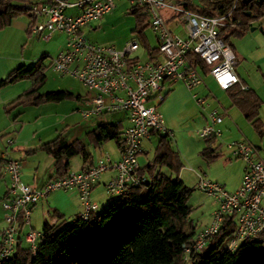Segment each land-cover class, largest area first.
Wrapping results in <instances>:
<instances>
[{"label": "built area", "instance_id": "2783aa9c", "mask_svg": "<svg viewBox=\"0 0 264 264\" xmlns=\"http://www.w3.org/2000/svg\"><path fill=\"white\" fill-rule=\"evenodd\" d=\"M117 1L30 0L35 19L31 33L45 38L54 32H62L66 36L65 47L52 58L51 68L61 75L78 79L86 88V94L75 111L83 119L121 112L126 116L128 126L123 132L124 145L118 158L102 154L90 168L72 171L65 177L54 176L41 188L23 182L20 162L2 153L1 157L6 159L3 174L9 177V182L8 196L2 200L7 214L6 226L0 232V258L9 257L19 239L32 250L36 249L41 233L30 228L23 234V229L19 228V217L24 227L29 226L33 205L51 192L75 189L83 207L81 217L87 218L90 211L98 209L97 203L90 200V193L103 173H113L106 185L110 195H120L126 186L139 185L143 181L137 173L143 139L155 132L172 135V131L164 127L157 109L164 99L161 92L165 83L169 81L170 85L182 80L189 90L203 83L199 71L188 60V54L196 55L209 67V75L221 90L233 85L248 89L236 73L233 50L220 36L221 28L231 25L227 14L202 16L171 0H126L130 6L142 8L159 40L158 58L134 60L136 55L133 53L139 48L137 39L119 50L96 45L82 34L83 27L99 22L115 8ZM71 8L75 13L67 11ZM165 9L173 11L177 20L185 24V37L169 30L163 16ZM193 97L199 105L204 103L205 98L196 94ZM152 100H155L154 104L150 103ZM207 119L206 125L198 131L199 137H220L222 117L219 112L212 110ZM5 142L10 146L14 141L6 138ZM227 147L233 158L244 161L241 182L237 189L228 191L216 182L199 178L198 188L213 198L215 209L211 213V221L195 232L189 245H183L186 255L205 248L222 225L232 220L235 229L226 244L230 250L246 238L264 235V159L260 157L259 150L245 140L232 141Z\"/></svg>", "mask_w": 264, "mask_h": 264}, {"label": "trees", "instance_id": "16d2710c", "mask_svg": "<svg viewBox=\"0 0 264 264\" xmlns=\"http://www.w3.org/2000/svg\"><path fill=\"white\" fill-rule=\"evenodd\" d=\"M29 4L30 0H0V30L10 26L19 16L26 15L29 18L26 32L29 34L35 22ZM178 4L202 16L227 14L231 25L221 28L220 36L232 50V40L243 37L252 22L264 16V0H237L236 3L235 0H197L196 4L191 0H179ZM127 13L135 18L132 31L137 33L146 59L158 58L159 40L155 36L157 44L151 46L145 34L147 28H150L148 16L141 7L135 6H130ZM45 57L42 55L28 67L20 65L13 68L0 79V88L21 80L31 82L29 88L4 106L5 112L18 106H38L81 98L67 90L41 91L46 68L43 63ZM134 60L141 58L136 55ZM188 60L201 76L209 75V67L196 55L188 54ZM170 90L166 91L164 97ZM225 92L232 105L241 111L262 137L264 123L259 117V110L263 101L258 94L250 88L241 89L239 85H233ZM124 129L121 121L99 122L86 131L85 136L87 142L98 150L106 142L113 141L120 156L124 145ZM151 134L157 140L151 158L144 164H139L137 173L143 178L139 185L126 186L123 193L117 195L116 201L109 202L101 210L90 211L87 218L81 217L79 213L70 223H65L63 215L54 210L57 220L54 223L47 220L43 222L36 249L23 245V241L19 239L14 252L7 258H0V264H264L262 234L242 240L233 250L226 247L235 229L233 220L225 222L205 248L185 254L183 245H189L197 231L190 219L193 207L189 204V199L193 187L187 186L177 176L183 163L173 146L171 135L165 132ZM204 142L205 146L199 151V155L207 163L222 156L221 144L217 143L216 137L204 138ZM255 147L259 150L258 146ZM39 151L52 158L53 171L49 179L54 176L65 177L72 172L70 160L75 156L81 158L80 170L96 163L81 139L67 140L62 132L53 139L40 143L38 147L27 150L26 154ZM5 160L0 158V178L4 175L1 170ZM163 168L176 176L166 174ZM99 180L100 178L93 187ZM7 196L6 187L2 200ZM19 228H24L21 217Z\"/></svg>", "mask_w": 264, "mask_h": 264}, {"label": "rangeland", "instance_id": "374dc122", "mask_svg": "<svg viewBox=\"0 0 264 264\" xmlns=\"http://www.w3.org/2000/svg\"><path fill=\"white\" fill-rule=\"evenodd\" d=\"M196 4L197 0H191ZM130 4L126 0L116 2L115 8L106 14L104 20L99 23L95 22L91 28H83V35L92 43L102 46H112L116 49H123L131 40L137 39V33L133 32L135 27V18L127 13ZM71 12L72 9H68ZM170 11L165 9V12ZM29 18L21 15L16 18L12 24L0 30V41L3 46L5 55L11 61L12 68L20 65L30 66L42 55L46 57L43 63L46 66L44 71V82L41 91H62L67 90L83 97L86 94V88L76 78L61 75L51 68V59L56 56L61 48L65 47L66 36L62 32H54L50 38L28 34L25 32V25ZM256 30H249L243 37L233 39V45L237 54V71L244 74L248 80L249 77L254 81L260 80L261 73L257 71L255 61L258 57L264 55V30L257 27L255 21L252 22ZM168 28L175 34L184 36L185 28L176 27L175 23L168 22ZM145 34L151 46L157 44L155 34L150 28H147ZM139 48L133 53L138 55L141 60H146V53L140 40ZM240 52H245L248 60H244ZM242 58V59H241ZM203 83L193 90H189L182 80H178L169 85L165 83L161 94L164 96L168 89H171L164 99L158 104L157 109L162 115L163 125L172 131L170 138L174 148L178 151L183 168L179 171L178 177L189 187H193V192L189 199V204L193 207L190 219L195 224L196 229L207 225L211 221V212L215 209V203L212 197L207 196L198 188L199 178L203 177L212 182L222 185L230 191L235 188L240 180V172L243 169L244 161L242 159H232L227 144L232 141L245 140L259 147V155L264 159V135L260 137L253 129L252 125L244 118L241 111L232 105L228 95L221 90L211 75H202ZM260 82H258L259 84ZM29 80H22L7 86L9 93L19 94L22 90L29 87ZM9 93L7 96H9ZM205 98L204 103L199 105L196 98ZM16 95V96H17ZM261 99L263 101L259 110V117L264 123V93ZM155 103V100L150 102ZM79 106L77 100H63L60 102H48L38 106L18 107L9 113L0 112V158L5 153L20 162V177L30 179L35 173L38 177L45 174H51L53 170V161L51 156L45 152L39 151L35 155L27 156L25 150L35 147L41 142L53 139L57 134L62 132L67 139L79 138L91 152L94 162L101 154L108 153L113 158H117L118 149L113 141L106 142L101 150L93 148L87 140L85 133L92 129L99 122L116 123L119 120L126 125L127 122L124 114L121 112L106 113L99 117L83 119L74 109ZM217 110L222 117L219 127L222 135L217 137V143L221 144L222 156L210 163H207L199 155V151L205 146L204 139L199 137L198 131L208 122V113ZM19 113V115H18ZM163 133V132H162ZM6 138L14 142L8 146ZM156 136L151 140L143 143V152L139 157L140 164H144L152 156L153 148L156 143ZM81 158L75 156L70 160L71 170L77 171L81 167ZM163 172L172 177L175 173L163 168ZM109 172L101 175L100 179L106 178ZM9 182V177L4 175L0 178V231L6 226V211L2 206V196L5 190L4 183ZM68 194L76 192L68 190ZM55 193L64 192L56 190ZM51 192L49 196L55 194ZM74 195V194H73ZM48 196V195H47ZM46 196V197H47ZM109 196V197H108ZM99 205V210L103 209L109 202L116 201V195H110ZM74 197V196H73ZM77 200L78 194L76 195ZM46 200V199H45ZM46 203V202H45ZM74 214L65 215V223H70ZM35 218L31 216V222ZM30 230L29 227L23 229V234ZM39 231V229H34ZM23 245H26L22 242Z\"/></svg>", "mask_w": 264, "mask_h": 264}, {"label": "crops", "instance_id": "0c3cea01", "mask_svg": "<svg viewBox=\"0 0 264 264\" xmlns=\"http://www.w3.org/2000/svg\"><path fill=\"white\" fill-rule=\"evenodd\" d=\"M173 1L174 3H178L179 0H171ZM72 11L70 13H75V9L71 8ZM110 13V12H109ZM107 13V14H109ZM164 18H165V21L166 23L168 22H171V23H175L176 27L178 26H182L183 28H185L186 30V26L183 22L177 20V17L175 15V13L173 11H167L165 12V14H163ZM105 18V17H104ZM102 18L100 20L99 23H101L103 20H104V23L109 20L110 18L108 19H104ZM29 21V20H28ZM255 23H257V27H259L261 30H264V16L254 20ZM29 22H27L25 25V32H26V28H27V25H28ZM94 22L86 25L88 26V28H91L92 25H93ZM97 25L95 26L96 27H99V23L98 22H95ZM103 23V22H102ZM252 25H254L252 23ZM85 26V27H86ZM168 26V25H167ZM254 30H256V26H254ZM84 28V27H83ZM83 28H82V34H83ZM171 31V29H169ZM173 32V31H172ZM27 33V32H26ZM174 33V32H173ZM31 34V32H30ZM53 34V33H52ZM52 34L50 35V37L52 36ZM175 34V33H174ZM187 34V33H186ZM186 34L184 36H181V37H185ZM178 35V34H177ZM180 36V35H179ZM49 37V38H50ZM48 39V38H47ZM66 44V42H65ZM3 46L1 45V41H0V79H2L4 76H6V74L12 70V66H11V61L8 59V57L5 55L4 53V49H2ZM64 48V47H63ZM63 48H61L60 50H62ZM233 53L235 55V58L237 60V54H236V48L233 47ZM240 55L241 57L244 59V60H248L247 57L245 56V52H240ZM241 58V59H242ZM52 60V59H51ZM255 64H256V67H257V71L259 73H261V78L260 80L257 79L256 80H252L250 77H249V80L248 78L244 75V74H241L240 72L237 71V65H238V62L236 61V67H235V70H236V73L238 74L239 78L241 79V81L250 89H253L257 94L258 96L261 98L263 97L262 96V92L264 93V55H261L258 57V60L255 61ZM16 68V67H14ZM22 81V80H21ZM258 82H260L258 84ZM17 83V82H16ZM12 85V84H11ZM31 85V84H30ZM9 86V85H7ZM5 86V87H1L0 88V112H5L4 110V106L9 103L10 101H12L14 98H16L19 94H21L25 89L29 88H25L24 90H22L18 95L17 94H11L9 93V91H7L8 87ZM224 91V90H223ZM9 93V96H7V94ZM73 93V92H72ZM17 95V96H16ZM75 95H78V94H75ZM82 98V97H81ZM81 98L77 101H79V106H80V101H81ZM79 106H77L76 108H78ZM18 107H25V106H18ZM16 107V108H18ZM14 108V109H16ZM75 108V109H76ZM13 109V110H14ZM74 109V113H77ZM12 111V110H11ZM10 111V112H11ZM5 113H9V112H5ZM78 114V113H77ZM19 115V113H18ZM79 115V114H78ZM80 116V115H79ZM81 117V116H80ZM124 118L127 122L125 126V128L128 126V121L126 119V116L124 115ZM120 121V120H119ZM221 129V128H220ZM222 131V130H221ZM154 135L153 134H150L148 137L144 138L143 141H142V144H141V153L139 154L138 156V161H139V157L140 155L145 152V149L143 148V143L145 141H149L151 140V138L153 137ZM42 143V142H41ZM40 145V144H39ZM39 145L35 146V147H32V148H28L25 150V154H26V151L29 150V149H33V148H36L38 147ZM37 154V153H35ZM35 154H30V155H35ZM27 156H30L28 154H26ZM2 156V154H1ZM231 156V155H230ZM9 158H12L11 156H8ZM119 157V152H118V156L117 158ZM232 159H236V158H233ZM53 164V163H52ZM140 164V162H139ZM82 167H80L81 169ZM78 169V170H80ZM77 170V171H78ZM3 171V170H1ZM53 171V170H52ZM73 171V170H72ZM107 173V172H106ZM112 172L109 171V175L106 177V178H103V179H100L99 182L92 188L91 190V193H90V200L97 203L98 205V209H99V205L104 201V199L108 196V192H107V189H106V183L107 181L111 178L112 176ZM52 173L51 174H45L44 176H37L35 173H33V176L30 177V179L26 178V179H23L22 181L35 187V188H41L48 180L49 178L51 177ZM242 176H243V169L242 171L240 172V180L239 182L237 183V185L235 186V188H233V190H230V191H234L235 189H237L239 187V184L241 182V179H242ZM4 177V175H3ZM22 179V178H21ZM7 184L8 182L5 181L4 183V186H5V190H4V193L6 191V187H7ZM76 191V190H75ZM54 192V191H53ZM68 190H65L64 192H60V193H55L51 196H49L50 194H48L47 197H45L44 199L40 200L37 204H35L32 209H31V213H30V220H29V226H25L26 228L29 227V228H32V229H39V231L41 230L42 228V225H43V222L45 220H47L49 223H54L56 220H57V216L53 214V211L54 210H57L59 213H61L63 215V217L65 218V215L66 214H74L73 216L79 214L82 212L83 210V207L80 203V201L77 200V192H74L72 194H68ZM3 193V195H4ZM74 194V195H73ZM74 196V197H73ZM3 197V196H2ZM109 197V196H108ZM46 199V200H45ZM79 199V198H78ZM46 202V203H45ZM212 213V212H211ZM31 216H32V220H33V216L35 218V221L34 222H31ZM211 216V215H210ZM24 227V228H25ZM23 228V229H24Z\"/></svg>", "mask_w": 264, "mask_h": 264}, {"label": "water", "instance_id": "95a60500", "mask_svg": "<svg viewBox=\"0 0 264 264\" xmlns=\"http://www.w3.org/2000/svg\"><path fill=\"white\" fill-rule=\"evenodd\" d=\"M248 14H249V12H248ZM254 28H255V27H250V30H254Z\"/></svg>", "mask_w": 264, "mask_h": 264}]
</instances>
